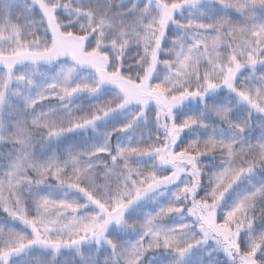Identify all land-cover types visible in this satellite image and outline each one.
I'll return each mask as SVG.
<instances>
[{
    "label": "snow or ice",
    "instance_id": "6c2138e0",
    "mask_svg": "<svg viewBox=\"0 0 264 264\" xmlns=\"http://www.w3.org/2000/svg\"><path fill=\"white\" fill-rule=\"evenodd\" d=\"M0 264H264V0H0Z\"/></svg>",
    "mask_w": 264,
    "mask_h": 264
}]
</instances>
